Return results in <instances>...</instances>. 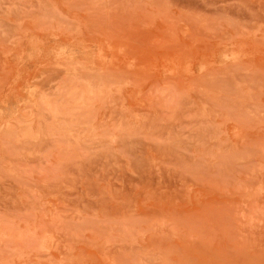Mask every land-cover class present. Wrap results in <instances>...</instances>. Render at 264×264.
Masks as SVG:
<instances>
[{
    "label": "rangeland",
    "instance_id": "obj_1",
    "mask_svg": "<svg viewBox=\"0 0 264 264\" xmlns=\"http://www.w3.org/2000/svg\"><path fill=\"white\" fill-rule=\"evenodd\" d=\"M0 264H264V0H0Z\"/></svg>",
    "mask_w": 264,
    "mask_h": 264
}]
</instances>
